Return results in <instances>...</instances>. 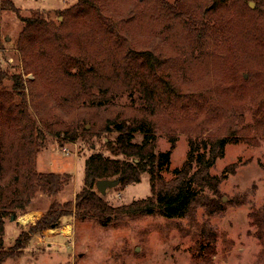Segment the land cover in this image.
<instances>
[{
	"label": "trees",
	"instance_id": "trees-1",
	"mask_svg": "<svg viewBox=\"0 0 264 264\" xmlns=\"http://www.w3.org/2000/svg\"><path fill=\"white\" fill-rule=\"evenodd\" d=\"M0 11L22 22L15 48L23 74L33 76L23 81L0 66V264L13 255L2 250L5 220L24 213L38 194L53 200L12 249H23L68 217L106 228L141 216L190 221L198 209L208 215L223 211L219 196L209 199L204 193L218 195L225 173L234 172L233 165L220 177L210 175L232 136L190 139L185 162L165 181L162 173L173 145L156 153L155 133L163 116L194 100L183 94L182 78H205L208 86L235 55L238 78L255 87L259 118L254 129L261 135L264 0H77L55 13L62 22L44 10L23 18L9 0H0ZM228 37L234 46H227ZM45 134L69 143L104 140L102 151L85 161L81 190L62 204L54 199L72 176L36 170ZM142 174L149 179V197L129 205L114 207L95 189L97 181L117 180L124 190L140 183ZM200 234L210 243L215 240L207 225Z\"/></svg>",
	"mask_w": 264,
	"mask_h": 264
},
{
	"label": "rangeland",
	"instance_id": "rangeland-1",
	"mask_svg": "<svg viewBox=\"0 0 264 264\" xmlns=\"http://www.w3.org/2000/svg\"><path fill=\"white\" fill-rule=\"evenodd\" d=\"M9 1L23 18L34 10H44L62 22L55 13L70 8L77 0ZM22 26L15 14L0 11V66L3 71L21 75L23 81H32L31 74H23V60L15 48ZM228 38L227 46H234L233 38ZM235 59L232 56L229 66L216 73L221 77L213 78L208 86L205 78H182L183 94L193 95L192 102L197 101L200 107L188 99L185 110L173 109L163 116L165 123L155 133L156 153H165L173 145L169 164L162 173L165 181L171 180L185 162L190 139L201 142L232 136L210 175L220 177L233 165L234 172L225 173L217 187L218 195L209 190L204 193L209 199L220 197L221 213L208 215L198 209L190 221L141 216L106 228L94 221L68 217L61 220L59 228L32 237L23 249H12L19 234L34 226L53 200L38 194L24 213L5 220L2 250L7 254L13 251V255L2 264H264V130L260 135L254 129L259 118L255 114V87L240 81ZM108 138L113 140L114 135ZM102 141L69 143L63 136L45 134L44 146L36 155L37 172L72 176L71 183L54 199L56 202L73 200L81 190L85 161L102 151ZM149 194L148 176L142 174L140 183L124 190L113 188L102 197L117 207L146 199ZM204 225L215 234L213 243L200 234Z\"/></svg>",
	"mask_w": 264,
	"mask_h": 264
},
{
	"label": "water",
	"instance_id": "water-1",
	"mask_svg": "<svg viewBox=\"0 0 264 264\" xmlns=\"http://www.w3.org/2000/svg\"><path fill=\"white\" fill-rule=\"evenodd\" d=\"M250 8H253L252 3H250ZM117 186H118L117 180H100L96 182L95 189L100 194V196H105L106 191L116 188Z\"/></svg>",
	"mask_w": 264,
	"mask_h": 264
}]
</instances>
